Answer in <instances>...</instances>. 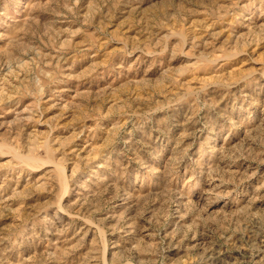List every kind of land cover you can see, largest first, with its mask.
I'll return each instance as SVG.
<instances>
[{"label": "rangeland", "instance_id": "rangeland-1", "mask_svg": "<svg viewBox=\"0 0 264 264\" xmlns=\"http://www.w3.org/2000/svg\"><path fill=\"white\" fill-rule=\"evenodd\" d=\"M232 263L264 264V0H0V264Z\"/></svg>", "mask_w": 264, "mask_h": 264}, {"label": "bare ground", "instance_id": "bare-ground-1", "mask_svg": "<svg viewBox=\"0 0 264 264\" xmlns=\"http://www.w3.org/2000/svg\"><path fill=\"white\" fill-rule=\"evenodd\" d=\"M219 187H220V186H219ZM208 189H209V188H208ZM209 192H210V191H209ZM209 192H206V193H209ZM128 194H129V193H128ZM130 195H131V194H130ZM126 196H127V195H126ZM128 197H129V196H128ZM117 199H118V198H117ZM120 201H121V200H120ZM123 201H124V200H123ZM126 201H128L127 198H126ZM178 202H179V201H178ZM123 203H124V202H123ZM128 203H129V202H128ZM116 206H117V205H116ZM116 206H115V207H116ZM121 206H122V205H121ZM176 206H179V205H176ZM118 208H119V207H118ZM121 208H122V207H121ZM179 208H180V207H179ZM119 210H120V209H119ZM127 210H128V209H127ZM112 212H113V211H112ZM116 213H117V212H116ZM124 219H125V218H124ZM131 219H132V218H131ZM126 228H127V227H126ZM132 235H133V234H132ZM114 242H115V241H114ZM114 242H113V243H114ZM114 245H115V244H114ZM115 247H116V246H115ZM209 256H210V255H209ZM256 256H257V255H256ZM236 259H237V258H236ZM257 260H258V259H257ZM236 261H237V260H236ZM240 261H241V260H240ZM242 261H244V260H242ZM254 261H255V260H254ZM256 262H257V261H256ZM237 263H238V262H237ZM239 263H240V262H239ZM232 264H233V263H232ZM234 264H235V263H234Z\"/></svg>", "mask_w": 264, "mask_h": 264}]
</instances>
